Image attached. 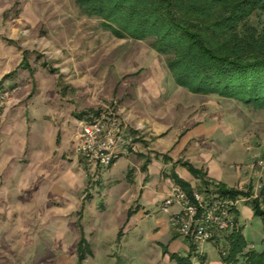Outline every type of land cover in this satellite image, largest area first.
<instances>
[{"label":"rangeland","instance_id":"374dc122","mask_svg":"<svg viewBox=\"0 0 264 264\" xmlns=\"http://www.w3.org/2000/svg\"><path fill=\"white\" fill-rule=\"evenodd\" d=\"M152 41L118 39L78 0H0V92L9 91L0 101V264H178L171 217L160 228L169 214L141 199L147 161L140 169L135 155L153 147V126L167 135L157 149L177 139L163 153L176 171L189 161L250 194L239 198L237 225L246 251L264 250L263 220L249 212L259 196L264 211V110L178 88ZM25 58L32 72L20 67ZM108 111L139 128L141 146L91 167L77 134ZM215 236L210 263L228 247L225 233Z\"/></svg>","mask_w":264,"mask_h":264},{"label":"trees","instance_id":"16d2710c","mask_svg":"<svg viewBox=\"0 0 264 264\" xmlns=\"http://www.w3.org/2000/svg\"><path fill=\"white\" fill-rule=\"evenodd\" d=\"M78 5L89 16L101 18L118 39H152V48L168 57L178 86L264 110V0H78ZM256 14L263 17L260 29L250 24ZM20 67L32 72L26 58ZM99 115L96 112L93 116ZM163 160L171 161L167 155ZM179 165L202 182L193 187L173 166L169 178L190 198L195 190L233 201L250 198L242 190L212 183L189 161ZM251 208L264 224L260 196L252 200ZM233 211L238 224L240 213L237 208ZM177 237L179 234L174 239ZM186 240L190 248L187 256L170 255L178 264H193L198 246ZM224 240L228 245L227 256L221 258L224 264H264V250L246 251L248 245L238 225ZM199 260L205 263V259Z\"/></svg>","mask_w":264,"mask_h":264},{"label":"built area","instance_id":"2783aa9c","mask_svg":"<svg viewBox=\"0 0 264 264\" xmlns=\"http://www.w3.org/2000/svg\"><path fill=\"white\" fill-rule=\"evenodd\" d=\"M8 92H0V101ZM76 151L89 166L108 167L126 151H137L135 139L126 132L118 115L108 111L104 115L84 119L83 129L77 134ZM264 171V161L260 162ZM239 200L233 201L214 193L194 191L193 198L178 185L172 183L168 196L161 204V211L170 214V221L177 234L200 246L215 240V233H230L236 227L233 209ZM179 206L180 211L170 210ZM227 248L221 249L226 257Z\"/></svg>","mask_w":264,"mask_h":264},{"label":"crops","instance_id":"0c3cea01","mask_svg":"<svg viewBox=\"0 0 264 264\" xmlns=\"http://www.w3.org/2000/svg\"><path fill=\"white\" fill-rule=\"evenodd\" d=\"M178 88H180V86ZM118 118L121 121V123L125 126L126 132L129 135L134 137L137 148L141 146V140L137 132L139 128L138 127L131 128L119 116ZM150 129H151L150 131H152L151 136L156 138L155 141L152 143L153 147H148L147 149L141 150L140 156L135 155L136 160L135 159L134 160L136 161V166L140 169L143 167L144 162L147 161V163L145 164V171H144L145 177L147 179V183L145 185H142L141 187V192H142L141 199L146 200L148 203H151V204H162L163 200L168 196L170 187L173 183V181L169 177L164 176L163 173L165 169L168 168L169 166H171L172 168L174 166V164L169 165L171 161L165 162L163 160V155H164L163 153L166 150H168L170 146L174 145L177 139L175 138L173 142L170 143V145L166 146V148L161 149V150L157 149V147H160L163 144L164 142L163 140L167 135L163 137V133H165V130H159V128H155V126L150 127ZM147 150L153 151L154 153L148 154ZM131 156L133 155H130V157ZM174 163L176 162L174 161ZM176 172L178 175H180L181 178L189 181L191 184H192L191 181L195 180V178L186 169L178 170ZM206 178L207 179L210 178L209 180H211L212 183L214 184L222 183L227 186V182L224 180V176L221 173L220 174L210 173V175L206 176ZM178 207L179 206H176V208ZM142 208L144 209V206H142ZM249 212L253 214L252 210H249ZM169 218H170V214L167 216V219L161 218L160 220L157 221V223L161 225L160 228H165L168 225L167 223H169ZM167 227L169 228V226ZM180 237L181 236H179L177 240L171 242L168 249L171 253H175L180 256H187L190 252V248L188 246V243L185 241L186 239L184 237L182 238ZM211 245L213 244L205 243L197 247V251L194 254V257L192 258L193 264H196V262H199V264H201L199 261L200 257L205 259L204 264H224L220 258H219L220 259L219 261L212 262V263L209 262V255H208V252L206 251V247L207 246L210 247Z\"/></svg>","mask_w":264,"mask_h":264}]
</instances>
